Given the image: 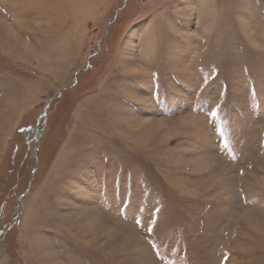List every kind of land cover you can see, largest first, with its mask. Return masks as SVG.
Segmentation results:
<instances>
[{
	"label": "rangeland",
	"instance_id": "1",
	"mask_svg": "<svg viewBox=\"0 0 264 264\" xmlns=\"http://www.w3.org/2000/svg\"><path fill=\"white\" fill-rule=\"evenodd\" d=\"M0 264H264V0H0Z\"/></svg>",
	"mask_w": 264,
	"mask_h": 264
},
{
	"label": "water",
	"instance_id": "2",
	"mask_svg": "<svg viewBox=\"0 0 264 264\" xmlns=\"http://www.w3.org/2000/svg\"><path fill=\"white\" fill-rule=\"evenodd\" d=\"M35 131H36V133H37V135L35 136V141L37 142L38 141V133H39V130H38V127H35Z\"/></svg>",
	"mask_w": 264,
	"mask_h": 264
},
{
	"label": "crops",
	"instance_id": "3",
	"mask_svg": "<svg viewBox=\"0 0 264 264\" xmlns=\"http://www.w3.org/2000/svg\"><path fill=\"white\" fill-rule=\"evenodd\" d=\"M30 31V30H29ZM4 45H6V44H2V46H3V48H5V46Z\"/></svg>",
	"mask_w": 264,
	"mask_h": 264
},
{
	"label": "bare ground",
	"instance_id": "4",
	"mask_svg": "<svg viewBox=\"0 0 264 264\" xmlns=\"http://www.w3.org/2000/svg\"><path fill=\"white\" fill-rule=\"evenodd\" d=\"M5 33H6V31H5ZM6 34H7V33H6ZM6 34H5V35H6ZM39 128H40V127H39Z\"/></svg>",
	"mask_w": 264,
	"mask_h": 264
}]
</instances>
